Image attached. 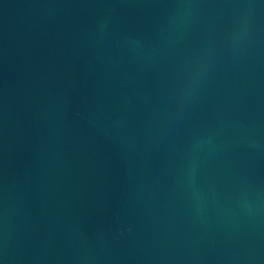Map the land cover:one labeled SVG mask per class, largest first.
<instances>
[{"label":"water","instance_id":"1","mask_svg":"<svg viewBox=\"0 0 264 264\" xmlns=\"http://www.w3.org/2000/svg\"><path fill=\"white\" fill-rule=\"evenodd\" d=\"M0 264H264V0H0Z\"/></svg>","mask_w":264,"mask_h":264}]
</instances>
